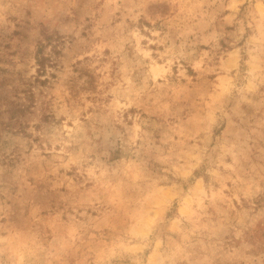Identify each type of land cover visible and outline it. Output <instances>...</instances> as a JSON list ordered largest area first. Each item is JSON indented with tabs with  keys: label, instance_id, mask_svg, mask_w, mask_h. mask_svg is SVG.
Instances as JSON below:
<instances>
[{
	"label": "rangeland",
	"instance_id": "1",
	"mask_svg": "<svg viewBox=\"0 0 264 264\" xmlns=\"http://www.w3.org/2000/svg\"><path fill=\"white\" fill-rule=\"evenodd\" d=\"M0 264H264V0H0Z\"/></svg>",
	"mask_w": 264,
	"mask_h": 264
},
{
	"label": "trees",
	"instance_id": "2",
	"mask_svg": "<svg viewBox=\"0 0 264 264\" xmlns=\"http://www.w3.org/2000/svg\"><path fill=\"white\" fill-rule=\"evenodd\" d=\"M42 46H43V45H42ZM42 46L39 47V49H38V54H40V52H41V50H42ZM38 61H39V64H40V65H44L45 57H44V56L40 57V58L38 59Z\"/></svg>",
	"mask_w": 264,
	"mask_h": 264
}]
</instances>
